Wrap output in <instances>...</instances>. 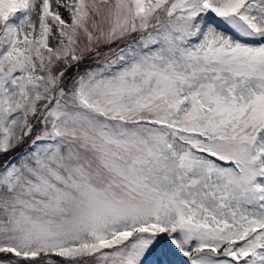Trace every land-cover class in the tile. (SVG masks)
<instances>
[{
  "label": "snow or ice",
  "instance_id": "6c2138e0",
  "mask_svg": "<svg viewBox=\"0 0 264 264\" xmlns=\"http://www.w3.org/2000/svg\"><path fill=\"white\" fill-rule=\"evenodd\" d=\"M8 153L0 264H264V0H0Z\"/></svg>",
  "mask_w": 264,
  "mask_h": 264
},
{
  "label": "rangeland",
  "instance_id": "374dc122",
  "mask_svg": "<svg viewBox=\"0 0 264 264\" xmlns=\"http://www.w3.org/2000/svg\"><path fill=\"white\" fill-rule=\"evenodd\" d=\"M20 152V151H19ZM149 260H153V259H156V257L154 256H150L148 258ZM166 259L170 260V261H174L175 264H181V261L184 259L182 257H180L178 254H169Z\"/></svg>",
  "mask_w": 264,
  "mask_h": 264
},
{
  "label": "trees",
  "instance_id": "16d2710c",
  "mask_svg": "<svg viewBox=\"0 0 264 264\" xmlns=\"http://www.w3.org/2000/svg\"><path fill=\"white\" fill-rule=\"evenodd\" d=\"M113 47H115V45H113ZM104 50H107L106 48ZM90 63V61H86L85 64H88ZM83 70V69H82ZM22 149L21 148H17L15 150L16 153H18L19 151H21ZM11 155H14V153H8L7 155H4V156H0V163L3 162V160L7 159L8 156H11Z\"/></svg>",
  "mask_w": 264,
  "mask_h": 264
}]
</instances>
